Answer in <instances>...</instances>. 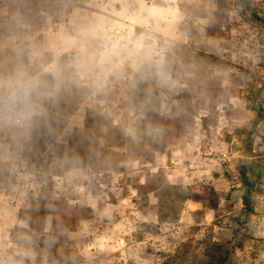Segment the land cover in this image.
Masks as SVG:
<instances>
[{
    "label": "rangeland",
    "instance_id": "obj_1",
    "mask_svg": "<svg viewBox=\"0 0 264 264\" xmlns=\"http://www.w3.org/2000/svg\"><path fill=\"white\" fill-rule=\"evenodd\" d=\"M159 2L0 0V72L59 73L0 123V264H264V0Z\"/></svg>",
    "mask_w": 264,
    "mask_h": 264
},
{
    "label": "clouds",
    "instance_id": "obj_2",
    "mask_svg": "<svg viewBox=\"0 0 264 264\" xmlns=\"http://www.w3.org/2000/svg\"><path fill=\"white\" fill-rule=\"evenodd\" d=\"M124 47L119 41H112L107 52L118 58ZM58 80L59 73L50 68L34 72L24 64L11 68L6 74L0 72V123L21 124L30 120L51 95L50 89H59Z\"/></svg>",
    "mask_w": 264,
    "mask_h": 264
},
{
    "label": "trees",
    "instance_id": "obj_3",
    "mask_svg": "<svg viewBox=\"0 0 264 264\" xmlns=\"http://www.w3.org/2000/svg\"><path fill=\"white\" fill-rule=\"evenodd\" d=\"M249 9V6L247 5ZM258 121L264 123V111L261 108H257ZM264 176V159L260 160L256 165L253 164H242L240 166V180L243 186V204L244 208L239 212L238 216H242L245 220L248 213L252 210L251 198L253 193L257 190L260 178ZM222 260L221 262H223ZM215 264H219L216 262Z\"/></svg>",
    "mask_w": 264,
    "mask_h": 264
},
{
    "label": "crops",
    "instance_id": "obj_4",
    "mask_svg": "<svg viewBox=\"0 0 264 264\" xmlns=\"http://www.w3.org/2000/svg\"><path fill=\"white\" fill-rule=\"evenodd\" d=\"M172 2H170V5H169V2L168 3H163V4H160L159 2V7L162 8V12L164 15H167L166 11L165 10V6L164 5H168L170 7V15H171V18L173 19L174 21V0H171ZM162 6V7H161ZM169 9V8H168ZM92 33V32H91ZM92 35L94 36V34L92 33ZM77 37H79L77 35ZM82 41V40H81ZM61 44H58V47H60ZM64 46H65V49L63 50V53L64 52H67V51H70V50H73V49H77L78 46H79V41L77 40V38H75L74 40H65L64 42ZM62 51V50H61Z\"/></svg>",
    "mask_w": 264,
    "mask_h": 264
}]
</instances>
